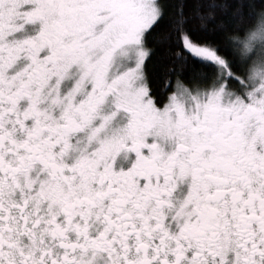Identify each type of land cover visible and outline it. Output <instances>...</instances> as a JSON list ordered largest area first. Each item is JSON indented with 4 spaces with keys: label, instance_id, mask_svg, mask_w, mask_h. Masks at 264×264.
I'll return each mask as SVG.
<instances>
[{
    "label": "snow or ice",
    "instance_id": "obj_1",
    "mask_svg": "<svg viewBox=\"0 0 264 264\" xmlns=\"http://www.w3.org/2000/svg\"><path fill=\"white\" fill-rule=\"evenodd\" d=\"M261 8L0 0V264H264Z\"/></svg>",
    "mask_w": 264,
    "mask_h": 264
},
{
    "label": "clouds",
    "instance_id": "obj_2",
    "mask_svg": "<svg viewBox=\"0 0 264 264\" xmlns=\"http://www.w3.org/2000/svg\"><path fill=\"white\" fill-rule=\"evenodd\" d=\"M232 43L239 55L255 65L264 66V8L257 10L255 18L243 32L234 35ZM249 67L253 64L250 63Z\"/></svg>",
    "mask_w": 264,
    "mask_h": 264
}]
</instances>
